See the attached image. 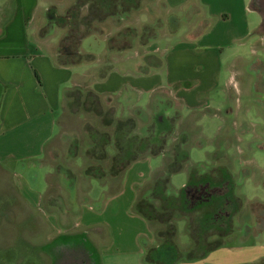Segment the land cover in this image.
<instances>
[{
    "label": "crops",
    "instance_id": "crops-1",
    "mask_svg": "<svg viewBox=\"0 0 264 264\" xmlns=\"http://www.w3.org/2000/svg\"><path fill=\"white\" fill-rule=\"evenodd\" d=\"M41 1L43 4L38 0H0V197L15 200V204L6 206L5 213L16 215L11 221L6 219V237L0 242L5 250L0 248V256L13 264H47V251L52 255L48 264H92L97 253L89 233L101 228L102 236H107L105 242L111 240L108 244L113 251L142 257L138 242L141 236L146 240L149 237L147 221L127 208L154 171L145 164L147 155L133 160L115 176L95 178L99 191H82L87 200L75 211L69 209L73 206L68 202L63 212L55 208L60 206L47 202L51 167L43 161V149L53 136L64 94L69 87L85 84L100 100L113 106L114 116L131 117L133 132L142 128L138 135L155 116L159 117L160 111V117L169 118V110L175 105L173 110L179 118L173 126L177 127L184 113L208 106L210 93L217 97L211 101H225L233 69L241 58L251 54L255 31L264 18L258 8L249 6L251 0H139L134 9L132 44L116 52L133 50L132 56L119 58L122 72L107 69L99 74L100 82L92 83L88 76L95 71L90 74L84 67L78 72L71 67L74 64H57V44H44L48 30L42 28L49 17L43 14L34 24V11L40 3L47 12L44 7L50 0ZM252 10L259 13L257 27L248 16ZM144 27L151 28L152 34L138 40ZM180 28V40L170 44L171 35ZM91 32H96L95 27ZM129 68L133 73L125 72ZM111 154L104 158L106 171ZM84 158L86 162H98ZM104 159L98 164L102 166ZM32 169L31 174L39 178L30 182L23 174ZM50 212L73 218L65 223L66 217L61 216L62 222L52 230L47 215ZM75 242L78 245L72 246Z\"/></svg>",
    "mask_w": 264,
    "mask_h": 264
},
{
    "label": "rangeland",
    "instance_id": "rangeland-1",
    "mask_svg": "<svg viewBox=\"0 0 264 264\" xmlns=\"http://www.w3.org/2000/svg\"><path fill=\"white\" fill-rule=\"evenodd\" d=\"M38 1L43 4L41 0ZM76 1L77 0H50V4L44 7L47 8V12H44V10L40 8V3H38L34 11V24L37 20L41 19L43 14L49 16L45 26L42 28L43 31L45 29L48 30L44 36V44H57L55 53L56 60L58 57H64L62 59H71L74 58L77 53H79L80 56L89 54L91 56L90 60H81L74 63L71 67L77 69L78 72L86 69V72L91 74L92 71H95L91 77L88 76L89 79L87 78L92 83L97 81L100 82L101 78H99V74H102L107 69L122 72L119 58L125 55L132 56L133 50H127L124 53H116L118 50L116 48L119 46L129 47L130 43L133 41L135 33L133 25L134 9L139 0H135V2L134 0H129L131 3H136L135 6L122 14L118 13L120 15L114 14L112 16H106L100 21L91 22V27H95L96 32L84 35L80 39L75 50L70 44H67L66 47L63 48L59 45V40L65 34L67 28L71 27L73 22L80 19L86 12V6H76ZM251 2L252 0L249 6L258 8L257 5ZM71 6H74V9L69 10ZM248 16H251V24L257 27L260 23L259 13L256 10H252L251 14ZM65 20L67 21V25H64L62 27L63 29L57 25V27H47L51 21L55 23H64ZM263 26L264 21H261L259 27L255 31V41L251 54H247V56L241 58L236 68L234 67L230 86L228 88V95L225 101L222 100L221 97H219V99L222 100L220 102L217 100L214 102L211 101L212 98L217 97L214 93H210L209 97L207 96L209 99L206 105L208 106H202L193 112L189 111L184 113L186 116L183 120H180L177 127L173 126L175 120L179 118L177 117V112L173 110L175 105L169 110L168 120L170 122L172 119V132L165 138L161 153L156 155L143 154L144 156L147 155L146 158L148 163L145 162V164L149 166L150 170L154 171L148 181L144 184L142 183L143 185L140 184L142 186L137 189L135 198H148L149 191L154 185V180L156 178H164L165 165L171 157L173 145L180 137H183L185 141H183L182 146L187 153V159L184 160L182 168L179 171L168 175L166 193H177L182 187L181 194L185 201L189 203H187V205L194 206L199 205L198 203L201 202L204 197H212L210 199L215 201V205L216 203H221L223 207L220 209L218 206L215 207L217 211L214 210L215 214L212 213V219L209 223L223 229L226 225L224 221L229 218L230 231L224 235H209V237H206L204 242L212 240L213 243H219L214 249L209 250V248L205 247L207 245H204L197 246L194 250H191L193 247L192 245H194L193 239L188 234V225L184 218L180 216L175 220H171L172 223L174 222L175 233L173 237H171L170 242L169 238H167L169 234L165 232L167 231V224L158 223L155 220H148L147 229L149 231V237L146 240L144 236H141L138 242L142 250L141 257V255L138 254H125L113 251V248L108 244L111 240L108 239V242H105L107 236L106 234L102 236L101 228H99V232H96L94 229L90 230L89 233L91 240L95 244V251L97 253L92 264H264V223L261 219L260 222H257V218L264 217ZM29 29L30 27H28V30ZM78 29L82 31L83 26L80 24ZM181 29L182 28L174 35H171L172 37L169 39L170 44L180 40L179 35ZM139 38L138 40L142 41L145 39L142 37V34H140ZM108 40L112 46L110 47L111 49L107 46ZM49 44L47 46L48 50ZM84 67L86 68L84 69ZM125 72L133 73L131 68L126 69ZM222 75L225 76V73ZM87 89L88 87H86L85 84L84 86L75 85L67 89V92L63 96L61 114L57 113L56 116L53 136L45 144L43 149V161L51 167V172L47 176L49 191L47 195L50 194V197L47 198V202H51L55 206H60L55 208L61 210V212L65 211L64 206L67 205V202L73 206L69 209L74 211L77 210L79 205L85 202L84 200H87V197L84 196L82 191H90V194L94 191H99L100 184L98 180L94 177L93 180H89L87 176H84L83 169L86 166L104 167V172L106 173V159L101 161V166V164H98L99 161L86 162L84 158V149L90 145H87L90 143V139L84 128L90 126L99 131H111L110 127L101 125L100 119L96 114L91 111H85L79 106V102L76 98L78 95L77 91H85ZM80 100H82V97ZM100 104L103 110L107 107L113 108L109 102H104L103 98H101ZM214 107L219 108V110L210 109ZM237 107H239L238 110H236ZM247 107L250 108L248 112ZM255 107L258 110V115L255 114ZM228 108H231L232 111H228ZM142 109H145L144 106ZM155 110L162 109L155 107ZM160 113L161 111L158 113L159 117H157V119L160 118ZM114 115L113 108V118L121 119ZM119 115L121 117L122 114L119 113ZM141 129V127H137L134 130L139 133L142 131ZM111 149V145H107L105 147L106 154H111ZM213 163L215 165L225 166L231 173L233 193L238 197L239 206L236 212L231 213L232 206L226 201L227 198L223 196L224 193L228 191V189L224 187L227 183L221 184L217 189H208L206 185L204 186L205 188L200 185H197V187L185 185L187 180L186 173L189 168L193 167L195 169L206 170ZM31 173H33V169L28 173H24L23 178L30 182L39 178V176L35 178ZM31 175L33 176L31 177ZM64 185L67 189H64ZM65 192H67V194ZM68 195L69 197L67 198ZM2 198L0 197V202L3 201V203H0V209L2 208L0 210V222H2L0 224V242H4L6 237V230L3 229L5 228L6 219L11 221L12 218L16 216L5 213L6 206L15 204V200L11 201V198L8 199L6 195H3ZM153 203L157 206L155 200ZM132 204L128 206L127 210L132 214H137L134 212ZM200 211L203 212L204 210L201 209ZM209 211H211V209ZM61 212H50L47 214L50 216L49 220L51 223L50 226L53 228L52 230H55L56 227L58 228V222H62L61 216L62 218L66 217L65 223H67L68 219L72 221L73 217L69 215L65 216ZM229 212L231 214H229ZM261 212L263 214H261ZM20 217L19 215L17 219ZM81 227L83 226L77 228V232H80ZM48 230L49 225L47 223V231ZM158 231L164 233H161L159 236L156 233ZM206 231H209V233L212 232L210 228H207ZM94 235L99 239L97 238L96 240ZM164 239L168 241H164ZM0 248L4 249L5 247L2 246ZM149 249L151 251V258L146 256V260H144V255L148 253ZM197 251H199L198 254L202 252V256L199 258L191 257ZM175 255H178L176 260L174 259ZM51 257L52 255L46 251L44 255L45 263L48 264L52 259ZM0 264L13 263H10L5 256H0Z\"/></svg>",
    "mask_w": 264,
    "mask_h": 264
},
{
    "label": "trees",
    "instance_id": "trees-1",
    "mask_svg": "<svg viewBox=\"0 0 264 264\" xmlns=\"http://www.w3.org/2000/svg\"><path fill=\"white\" fill-rule=\"evenodd\" d=\"M134 2L131 3L129 0H77L75 2L76 6L85 5L86 12L80 19L77 21L75 20L71 27L67 28L65 34L59 40V45L64 48L67 44H70L76 50L80 39L93 29V27H91V22L100 21L106 16L123 13L134 7L136 4ZM72 9H74V6L69 7V10ZM51 23L60 27L67 25L66 20L64 23H55L54 21H51ZM80 24L83 26L82 31L78 29ZM147 34H152L151 28L144 27L142 30V37L146 38L145 35ZM107 46L109 49L112 47L109 40L107 41ZM124 47L119 46L116 49L119 50ZM62 58L64 57H58L57 62L64 65L74 64L81 60L88 61L91 59V56L89 54L80 56L79 53H77L74 58ZM77 92L78 95L76 98L81 109L93 112L99 117L102 126L111 128L110 132L99 131L90 126L84 128L90 139V145L84 149V155L87 159L100 161L107 156L105 147L111 145L112 148V154L109 158V166L106 173L100 168V166L90 165L83 169L84 176L94 178H102L106 174L109 176H115L123 171L130 162L140 158L143 154L147 153L149 155H156L162 152L165 138L172 132V119L169 122L168 117L161 116L157 119V116H155L154 121L149 127H147L145 133L138 135L133 132L134 121L131 117L123 119L113 118V108L107 107L105 110L101 109L100 98L91 89L85 91L78 90ZM81 97L82 100H80ZM180 138L173 145L171 157L165 165L164 178H156L153 187L149 191L148 198L139 197L138 199H135L132 208L134 212L141 216L145 221L155 220L158 223L167 224V231L165 232L169 234L167 237L169 238V242L175 233L174 222L172 223L171 220H175L181 216L186 220L187 225L189 226L188 228L186 225L188 234L193 239L194 245H192L193 247L191 250H194L197 246L204 245H207L205 247L211 250L217 247L219 243H213L212 240V242H204L206 237H209V235H224L230 231L229 218L224 221L226 222V225L223 229H220L217 225L209 223L212 219V213L215 214V207L218 206L219 209L223 207L221 206V203H216L215 205V201L210 199L212 197H204V199L198 203L199 205H187L188 202L185 201L181 194L182 187L177 193H166L168 175L179 171L182 168V163L187 159V153L182 146L185 139L183 137ZM186 175L187 180L185 185L188 186L192 185L197 187V185H200L205 188L204 186L206 185L208 189H217L221 184L227 183L224 187L225 189H228V191L225 192L223 196L227 198L226 201L232 206L231 213L236 212L239 206L238 197L233 193L232 176L225 166L215 165L213 163L206 170L191 167L187 170ZM48 192L49 191H47V193ZM47 193L46 198L50 197V194L47 195ZM154 200L157 202V206L154 205ZM201 209L204 211H200ZM207 209H211V211ZM231 213L229 212V214ZM261 214L263 213L261 212ZM260 219L264 223V217L257 218V222H260ZM205 228H210L212 232L209 233ZM156 233L160 236L161 233L164 232L158 231ZM165 240L167 239H164V241ZM199 251L195 252L191 257H201L202 252L198 254ZM150 252L149 249L148 253H145L144 260H146V256L151 258ZM176 258H178V255L174 256L175 260ZM151 261L155 262L154 260Z\"/></svg>",
    "mask_w": 264,
    "mask_h": 264
},
{
    "label": "flooded vegetation",
    "instance_id": "flooded-vegetation-1",
    "mask_svg": "<svg viewBox=\"0 0 264 264\" xmlns=\"http://www.w3.org/2000/svg\"><path fill=\"white\" fill-rule=\"evenodd\" d=\"M252 2L254 5H257L258 9L261 11L262 16L264 18V0H252ZM263 21H264V19H263ZM76 245H78V242L73 243L72 246H76ZM52 250L54 251V253H56V250H54V249H52Z\"/></svg>",
    "mask_w": 264,
    "mask_h": 264
}]
</instances>
